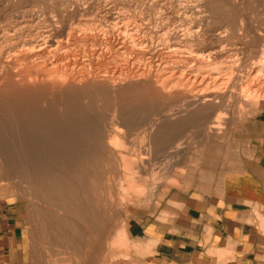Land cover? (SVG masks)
<instances>
[{
	"label": "rangeland",
	"instance_id": "rangeland-1",
	"mask_svg": "<svg viewBox=\"0 0 264 264\" xmlns=\"http://www.w3.org/2000/svg\"><path fill=\"white\" fill-rule=\"evenodd\" d=\"M80 30L84 32L81 34ZM44 34L51 38L46 47L43 41H35ZM77 34L79 38L75 37ZM0 35V66H7L9 73L24 74L27 69L25 73H30L37 69L33 68L35 63L45 65V68L60 63L76 69L81 59H85L81 65L88 64L91 70L99 73L108 70L109 75L111 72L114 75L119 72L134 75L135 68L146 63L152 66V71L155 69L153 74L158 75L160 81L170 82L168 85H173L172 88L176 82L180 86L175 85L177 89L171 88L168 95L151 82L155 92L143 96L145 84L142 79L131 82L126 79L117 86L123 89L116 97H139L133 114L120 116L112 93L104 92V108L93 106V111L99 115L90 117L91 127L95 130L79 138L83 145L102 158L104 191L103 204H95L88 215L91 223L88 229L66 212L51 209L25 181L12 171L7 175L0 167V192L9 199H23L29 204L32 264H109L124 242V225L128 216L147 213L169 190L190 188L203 173L212 174L214 169L243 151L251 120L264 112V0H0ZM32 44L36 46L32 48ZM37 45L44 48L36 51L39 49ZM172 45L178 48V52L165 54ZM99 47H102L101 51ZM47 48L54 52L47 53ZM42 50H45L44 54ZM15 52L18 54L16 58L12 57ZM96 53H101L100 57ZM123 54H126L125 59ZM166 57H181V60L177 59L180 66L170 64L174 59L166 60ZM195 74L196 81H192ZM218 75H229L223 77L224 87L221 83L218 87ZM202 79L204 82L199 81ZM194 93L199 95L195 97ZM243 93H251V96L244 98ZM45 96H49L47 91ZM98 127L102 135L100 142ZM65 130L70 134L76 129L67 126ZM204 142L206 145L203 146ZM52 218H72L73 221L63 229L60 226L52 229L46 224ZM59 233L64 240L52 245L48 239L52 238V241Z\"/></svg>",
	"mask_w": 264,
	"mask_h": 264
},
{
	"label": "bare ground",
	"instance_id": "bare-ground-1",
	"mask_svg": "<svg viewBox=\"0 0 264 264\" xmlns=\"http://www.w3.org/2000/svg\"><path fill=\"white\" fill-rule=\"evenodd\" d=\"M212 5H214V4H212ZM72 26H74V25H72ZM83 26H85V25H83ZM72 29H75V28L72 27ZM72 29H71V31H73ZM78 29H80V28H78ZM68 30L70 32V29H68ZM75 30H77V29H75ZM83 30H85V28H83ZM86 31H88V30H86ZM83 32L81 31V34ZM72 33L73 32H71V34ZM79 34H80V32H79ZM69 36H73V35H69ZM82 36H84V35H82ZM82 36H80V39ZM75 37L79 38V35H78V37L75 35ZM2 38H4V37H2ZM32 38H33V36H32ZM82 38H84V37H82ZM48 39H51V38L49 36H45V34H44V35H39L38 39L36 38L35 41L41 40V42L43 41V46H45L47 44ZM57 40H59V39H57ZM116 40H117V38H116ZM24 41H26V40H24ZM32 41H34V39H32ZM63 42H64V40L62 41V43ZM67 42H68V40L65 43L69 44ZM117 42H118V40H117ZM21 43H22V41H21ZM75 43H77V42H75ZM56 44H57V42H56ZM66 44L65 45L62 44V46H66ZM10 45L11 44H8V46H10ZM33 45H35V44H32V48L34 47ZM115 45L117 47V44H115ZM54 46H56V45H54ZM100 46H101V44H100ZM22 47H23V45H22ZM82 47H84V46H82ZM24 48H26V47H24ZM24 48H23V50H25ZM36 48H39V49H36V51H37V50H40V48H44V47H42L41 45H37ZM56 48H58V46ZM67 48H70V47L67 46ZM101 48L102 47H99V50ZM29 49H31V48H29ZM168 49H169V51L168 50H167V52L164 51L165 54H167V55L178 52L177 51L178 48L174 47L173 45H172V48L170 47ZM184 49L185 48H183V50ZM34 50H35V48H34ZM45 50L46 51L48 50L47 53L54 52L49 48H47ZM82 50H80V51L82 52ZM91 50H92V48H91ZM124 50H125V48H124ZM124 50L122 49L121 51L124 52ZM26 51H27V49H26ZM44 51L42 50V52H43L42 54H44ZM39 52H41V51H39ZM63 52H65V51H63ZM29 53H30V50H29L28 54ZM98 53H96V54H98ZM128 53H126V54H128ZM72 54H74V52ZM77 54H78V52H77ZM100 54H98L99 57H100ZM126 54H125V56H126ZM207 54L209 56V53H207ZM17 55L15 52V56L12 55V57L16 58ZM37 55H40V54H37ZM47 55H49V54H47ZM47 55H45V57H47ZM61 55H62V52H61ZM128 55H130V54H128ZM53 56L55 57V55H53ZM70 56L72 58L71 54H70ZM123 56H124V54H123ZM125 56H124V59H125ZM142 56H143V54H142ZM178 56H180V55H178ZM182 56H184V55H182ZM201 56H204V55H201ZM80 57H81V54H80ZM89 57L91 58L90 55H89ZM96 57H98V56H96ZM148 57H150V56H148ZM176 57H177V55H176ZM176 57H174V58H176ZM8 58H7V60L10 59V58L9 59ZM101 58H102V56H101ZM171 58L166 57L165 59L169 60ZM174 58H172V59H174ZM180 58L178 57L177 59L179 60ZM201 58H204V57H201ZM48 59H50V58H48ZM52 59L53 58L51 56V61H52ZM177 59H174V61L173 60L170 61V64H172L171 62H173L174 64L178 65ZM185 59H188V58H185ZM4 60H6V59H4ZM36 60L38 62V59H36ZM83 60H85V59H83ZM83 60L81 59V62ZM93 60H95V59H93ZM118 60H120V59H118ZM161 60H163V59H161ZM196 60H197V57H196ZM41 61H43V60H41ZM62 61H64V60H62ZM97 61L95 60V62H97ZM146 61H148V60H145V62ZM81 62H80V66H78L76 69L74 68V66H64L62 64L60 65V63L57 64V62H56V64L59 66H53V67L50 66L49 68H45L44 67L45 65L42 66L40 64H39L40 66L39 65L37 66L35 63V66L33 65L34 66L33 68H37V69L30 72V73L27 72V74L25 72L28 69L25 72L23 71L24 74L22 72L21 73L18 72V73L13 74V73L8 72L7 66H0V167L3 171L7 172V175L11 174V171H12V173L15 176H17L20 180L25 181L31 187V191L39 199H41L43 202H45L51 209H54V210L60 209L61 211L66 212L67 215L72 216L73 218H75V220H80L81 223L84 224V229H88L91 226V223L89 222V219H88V215L95 208L94 207L95 204L97 206L98 205L100 206L101 204H103V203H101V200H102L103 191H104V169H103V165L101 164L102 158L100 155L97 157L95 155L96 153L89 146L83 145L82 139L79 138L81 135L83 137H85V135L87 136L89 134V132H91V130L94 129L93 126L91 127L90 117H99V115H97L93 111V106H96L97 109L104 108V92L112 93L113 94L112 96H114V98H115V99L113 98L115 100L114 101L115 106L118 107L120 116L126 117L128 114H133V112L136 109L135 105H136L137 101H139V97L132 96V95H131L132 97H123V96H119L118 98L116 97V95H119V93L121 92V89H123V88H118L117 86L122 85L124 83V80H126V79L128 81L130 80V82L133 81L134 79H137V80L142 79V82H143L142 84H145V87H144L141 95H143L144 93L150 94V93L155 92L154 89L152 88L153 85L160 87L161 91H164L168 95H170V91L175 88V85H177L178 88L180 86L176 82L174 84V87L172 88V86H173L172 84H171L172 86L168 85L170 83L167 81L168 77L166 78V81L168 82V84L164 83V81H160L159 76L156 74H153V71H155V69L153 68L154 70L152 71V66H149V65L147 66L145 62H144L145 64L143 66H141L143 63H140L139 60L137 62L140 63L141 65H139L138 67L135 68L137 71L133 72L134 75L128 74L130 72H128V73L119 72L118 75H114V73L111 72V75H109L110 73L109 74L106 73V71H108V70H106V71L104 70V73H99L96 70H91V68H90V66H88V64H87V66H83V64L81 65ZM212 62H213V60H212ZM43 63H45V62H43ZM122 63L123 62H121V64ZM198 63L196 65H198ZM166 64H169V61H168V63L166 62ZM66 65H67V63H66ZM162 65H163V63H162ZM179 66L180 65H178V67ZM19 67H21V66H19ZM130 67H131V65H130ZM156 67H157V65H156ZM218 67H217V69H218ZM27 68H29V67L27 66ZM115 68H117V67H115ZM159 68H161V67H159ZM180 68H182V67H180ZM190 68H192V67H190ZM195 68H196V66H195ZM201 69H200V71L202 72ZM115 70H113V71H115ZM211 70H212V68H211ZM213 70H215V69H213ZM130 71H133V70H130ZM190 71L188 73H190ZM208 71H210V68ZM220 72H222V71H220ZM220 72H218V73H220ZM165 73H166V71H165ZM165 73L163 74V76L165 75ZM194 73H195V71H194ZM166 74L168 76L170 75L169 73H166ZM174 74H173V76H174ZM176 74H178V76H180L179 74H181V73H176ZM197 74H195V76H193L192 81H196L194 79V77H196ZM159 75H160V73H159ZM190 76L192 77V75H190ZM190 76L188 75L189 78H190ZM226 76L228 77L229 75H226ZM226 76L225 77L223 75L219 76V79H217V80H219L218 81V87L221 86V84L223 82V77L226 78ZM182 77H183V75H182ZM210 77H211V75H210ZM214 77H216V76H214ZM214 77H213V79L212 78H210V79H212V81H213L215 79ZM174 78H176V77H174ZM183 78L186 79V77H183ZM202 78L204 79L203 76H202ZM205 78H207V76ZM163 79L164 78H162V80ZM178 79H176V80L178 81ZM185 79H184V82H186ZM203 79L199 80V81L202 82ZM171 80H173V79H171ZM225 80L227 81V79H225ZM226 81H225V83H227ZM151 82L155 83V84L150 86ZM178 82H180V81H178ZM184 82H183V84H184ZM201 82H199V83H201ZM188 84H190V83H188ZM192 84H193V82H192ZM219 84H220V86H219ZM60 85H63L62 89L57 90V88ZM184 85L186 86V83ZM190 86H188V87H190ZM223 87H224V85H223ZM175 89H177V88H175ZM187 90H188V88H187ZM195 90H194V92H196ZM46 91L48 92V95H49L47 97L45 96ZM198 91H199V89H198ZM90 92L91 93L93 92L92 97H91ZM203 92H205V91H203ZM254 92H255V90H254ZM200 94H202V92ZM193 95L196 97L199 94L196 95L194 93ZM248 96H251V93H247V94L243 95L244 98H247ZM203 111H204V108H203ZM67 126L70 127V129L71 128L73 129V127H74L76 129L75 132L69 134L65 130V129H67ZM96 131H97L98 136H100V138L98 139L100 142V139H102L101 138L102 135H101V132L99 130V127H98V130H96ZM67 218H68V216H67ZM67 218H65V219L52 218L51 220H48V223L46 221V224L49 225L50 228H52V229H54L57 226H60L63 229L66 226L67 227L70 226V223L73 221L72 218H71V220H67ZM83 224H81V225H83ZM60 235H61V233L56 234V236H57L56 238H54L52 241L50 240L52 238H50L48 240L50 241V243L52 245H56L55 242L64 240V237H62ZM86 236H87V234H86Z\"/></svg>",
	"mask_w": 264,
	"mask_h": 264
},
{
	"label": "crops",
	"instance_id": "crops-1",
	"mask_svg": "<svg viewBox=\"0 0 264 264\" xmlns=\"http://www.w3.org/2000/svg\"><path fill=\"white\" fill-rule=\"evenodd\" d=\"M250 125L243 151L128 216L109 264H264V112ZM31 230L28 202L0 192V264H32Z\"/></svg>",
	"mask_w": 264,
	"mask_h": 264
}]
</instances>
